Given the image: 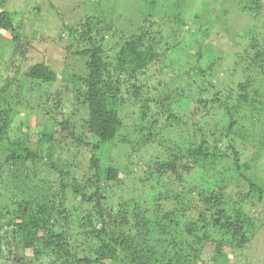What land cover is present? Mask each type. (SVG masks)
<instances>
[{"label": "trees", "instance_id": "16d2710c", "mask_svg": "<svg viewBox=\"0 0 264 264\" xmlns=\"http://www.w3.org/2000/svg\"><path fill=\"white\" fill-rule=\"evenodd\" d=\"M224 1L217 0L215 16L213 3L201 0L202 15L194 17L200 24L192 31L180 14L155 18L154 2L151 14L133 22L107 16L90 0L100 14L57 27L64 60L79 58L81 71L59 72L58 85L61 74L35 63L22 79L41 88L36 106L24 98L35 90L10 100L14 82L6 84L0 178L13 187L16 209L0 210V264H264V32L254 36L222 18L233 6L240 17L262 16L264 4ZM7 2L0 0L4 72L23 45L21 18ZM216 18L222 19L225 55L241 43L231 61L209 47V23ZM1 51L9 53L5 59ZM21 56L32 60L26 50ZM70 84L74 93L66 100L62 92ZM53 86L55 94L46 91ZM36 111L52 122L33 143L22 118ZM131 122L136 136L147 140L142 146L159 152L153 162L148 153L155 172L143 178L164 190L153 200L134 180L122 182L126 168L103 164L110 160L107 146L134 136L126 129ZM164 130L168 134L160 135ZM74 146H91L84 173L75 165L78 152L69 155ZM20 250L24 260H13Z\"/></svg>", "mask_w": 264, "mask_h": 264}, {"label": "rangeland", "instance_id": "374dc122", "mask_svg": "<svg viewBox=\"0 0 264 264\" xmlns=\"http://www.w3.org/2000/svg\"><path fill=\"white\" fill-rule=\"evenodd\" d=\"M89 1L90 0H8L6 5L7 10L13 12L15 15L18 14V16H20L21 18L22 24L20 27L19 36L22 40L21 44L23 45L20 51H17L11 57V64L8 72H4V70L2 69V64L0 63V92H2V89L6 86L9 81L14 82L8 94V98L10 100H12V97L19 92L33 89V91L35 90L34 93H30L32 95H26L24 96V98L27 101H30L32 103L34 102L33 104L36 106L38 105V102H36V100L38 99L37 96L39 95V93H37V90H40L41 88L38 87V84H31L22 79V77L28 74L30 68L35 63L45 62L50 66L52 71L58 74H61L59 72H63V74L65 75L69 74L70 72L78 73L81 71V69L83 68V61H81L79 58L69 57L67 60H64L63 58V56L66 55L63 51V43L61 42L62 37L59 36V32L57 29V27L60 26L63 21H65L67 24L72 23V25H76L80 21L85 20V18L90 14L98 15L100 14L99 11H103L104 13H106L107 16L115 15V18L119 21L129 18H135L133 22H136L137 20L142 19L143 15L151 14L152 6L149 3L154 2L155 5L153 6L155 7L154 10H156L155 18L158 19L159 17H165V15L174 16L180 14V16L186 17L188 28H190L192 31H196V29L198 30V25L200 24V21L196 22V19L194 17L196 15H202L201 0H187L185 3L183 2L185 0H147V2H145V0H97L100 2L99 4L96 3L97 9L99 11H96V9H91L89 7ZM203 1L204 3H213V14L215 16L219 14L218 11L220 9V6L218 5L217 0ZM224 2H229V0H225ZM224 2L222 4H224ZM262 2L264 4V0H262ZM229 4L233 6V3L229 2ZM51 5L55 7L54 10L51 8ZM173 5H176L177 7L174 6L173 9H171ZM233 8L234 10H231L228 15L222 16V18L227 19L226 21L230 25H236L237 28H239L240 26L241 28H239V31L242 30V27H247L246 29L251 30L254 33V36H257V32L261 29H263L264 32V9L262 16L258 14H252V16L246 15L247 18H244L240 17L239 12L235 11V6H233ZM41 15H43V18L42 22L40 23ZM216 19L209 23L211 26V30L213 31L208 39V43L209 47L213 49L214 55L220 56L222 52L224 53L226 51L227 48L225 47V45H227V43L226 39L224 38V30H222V19ZM203 22L205 23L204 20ZM123 25L124 24H118L119 27L129 30L130 33L132 31L137 32V30H134L133 28L134 25ZM64 37H68V34H66V36ZM1 39L3 43L6 42V35L2 34ZM12 46H14V44H12ZM25 50L27 51L28 56L32 59L29 62H25L24 59L21 58V53ZM240 50L241 43L240 46H237L233 49L232 54L228 53L227 55H225L224 53V56L222 58L225 57V61H231V59L233 58V56L231 55H234L235 52ZM1 53L5 54L4 59L9 54L8 52L2 51ZM7 62L9 61L7 60ZM59 76L60 78L57 82L58 85L62 84L63 82L62 74ZM18 84L21 85L18 87ZM69 87L70 89H65L62 92H67L69 94L63 95V98L66 100H68L70 98V95L74 93V91L71 89L73 86L70 84ZM57 88L58 86H53L50 88L47 87L46 91L48 92L49 90L51 93L55 94L58 90ZM1 95L2 93H0V96ZM52 115L54 116L55 114L53 113ZM43 116L45 117L40 118L41 120L38 119L36 111L34 112V114L31 113V115L29 113H26L25 116L22 118L24 130L27 126L30 128L29 135L33 143H35V141L37 140V135L42 131L43 126L45 125L44 123L47 121L52 122V120L49 119V115H47V113H44ZM16 122V127L17 129H19L20 124L22 122L20 121V119H16ZM134 126V123L131 122V124L126 128L128 132H131L134 135L133 137H124L126 138L125 140H127L126 144H121V142L118 141L117 143L114 142L113 144H111V146H107V148H109V150L111 151L110 160L105 159V161H103V164L108 165V163L112 161L113 166H118L119 169L126 168L128 173L120 174L122 182L125 183V185H132V181L134 180L138 187V190L144 191L145 189L146 193L144 197L149 194L150 196L147 197L150 200H153L158 197V193L160 191L164 190L161 188V185L156 182L155 179H151V181H148L147 179L143 180V178H145L146 176L149 177V175H152V173L155 172L154 168H151L149 166L150 162L148 161L150 159V156L148 153H150V155H153L151 157V162H153L154 157L157 158L159 152L158 150L157 152L154 151V149L152 150L153 146L150 147L151 145L145 147L142 146L144 143H146L147 140L145 137L136 136ZM15 132L16 131L13 132L14 136L18 134ZM167 134L168 132H165L164 130V132L162 131L160 135ZM256 137L258 139L261 138L259 137V135ZM257 138L255 140V143L258 144ZM34 146H36V144H34ZM80 148L81 147L79 146L78 148L74 146L73 150H71L69 155L78 152L75 159V165H77L81 169V172L84 173V170L89 169V162L92 152L91 146L87 148ZM159 158L160 157H158L157 159ZM257 160L259 161V159ZM255 161L256 160L253 161L252 165L256 163ZM103 171L105 172L106 169H104ZM92 172L95 171L90 170V176L92 175ZM14 193L15 191L11 186L9 180H4L0 178V210L5 209L6 212V209L7 207L9 208L10 204L11 210L16 207L14 205L12 206V197ZM6 219H8V217H6ZM11 256H13V260L14 258H23L24 260V257L22 256H26V253L20 250L18 254H13ZM261 260L262 259H260L258 262H262Z\"/></svg>", "mask_w": 264, "mask_h": 264}]
</instances>
